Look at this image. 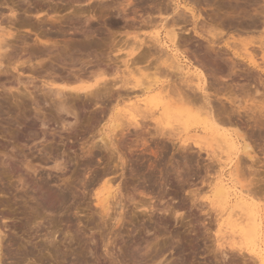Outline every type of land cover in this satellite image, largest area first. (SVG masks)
Instances as JSON below:
<instances>
[{
	"label": "rangeland",
	"instance_id": "obj_1",
	"mask_svg": "<svg viewBox=\"0 0 264 264\" xmlns=\"http://www.w3.org/2000/svg\"><path fill=\"white\" fill-rule=\"evenodd\" d=\"M0 29V264H264V0H0Z\"/></svg>",
	"mask_w": 264,
	"mask_h": 264
},
{
	"label": "bare ground",
	"instance_id": "obj_2",
	"mask_svg": "<svg viewBox=\"0 0 264 264\" xmlns=\"http://www.w3.org/2000/svg\"><path fill=\"white\" fill-rule=\"evenodd\" d=\"M229 3H230V2H229ZM233 5H234V4H233ZM235 5H236V9L234 8V9H232V10H233V11H234V10H239V9H238V6H237V3H235ZM235 5H234V6H235ZM229 7H231V6H229ZM241 7H243V6H241ZM232 8H233V7H232ZM244 8H245V7H244ZM185 9H187V8H185ZM187 10H189V9H187ZM187 10H186V11H187ZM190 10H192V9H190ZM180 11H181V9H180L178 12L180 13ZM233 11H232V12H233ZM245 11H246V10H245ZM248 11H250V10H248ZM253 11H254V9H253ZM255 11H256V10H255ZM192 12H193V11H192ZM236 12H237V11H236ZM181 13H182V14H181ZM181 13H180L181 16L177 13V17H176L177 20H175V21H176V22L179 21L180 17L183 16L185 22L182 21V20H183L182 18H181V21H182L183 23L186 24V22L189 20V18L187 17V18H188V20H187V18H185V17H186V16H189V14H188V15L184 14L185 11H184V12L181 11ZM186 13H187V12H186ZM188 13H189V11H188ZM247 13H248V12H246V14H247ZM257 13H258V12H257ZM257 13H256V14H257ZM175 14H176V13H175ZM238 14H239V13H238ZM253 14H254V12H253ZM147 15H148V14H147ZM178 15H179L180 17H179ZM184 15H185V16H184ZM257 15H258V14H257ZM172 16H173V15H172ZM173 17H174V16H173ZM173 17H171V18H172L171 21H172L173 19H176L175 17H174V18H173ZM190 17H191V16H190ZM193 17H194V16H193ZM224 17H225V16H224ZM232 17H233V16H232ZM258 17H259V16H258ZM237 18H238V17H237ZM242 18H243V17H242ZM185 19H186V20H185ZM195 19H196V18H195ZM229 19H230V18H229ZM231 19H232V18H231ZM231 19H230V20H231ZM238 19H239V18H238ZM240 19H241V17H240ZM192 20H193V19H192ZM249 20H250V19H249ZM151 21H152V20H151ZM151 21H150V22H151ZM171 21H170V22H171ZM173 21H174V20H173ZM175 21H174V23H175ZM150 22H149V23H150ZM165 22H166V21H165ZM192 22H193V21H192ZM231 22H232V20H231ZM239 22H240V20H239ZM166 23H167V22H166ZM194 23H195V22H194ZM245 23H246V22H245ZM250 23H252V22H250ZM14 24H15V23H13V25H14ZM17 24H18V23H17ZM24 24H25V23H24ZM169 24H170V23H169ZM191 24H192V23H191ZM18 25H19V24H18ZM175 25H176V24H174V26H175ZM171 26H172V25H171ZM180 26H181V25H180ZM193 26H194V25H193ZM201 26H202V25H201ZM163 27H164V26H163ZM176 27H177V25H176ZM181 27H182V26H181ZM198 27H199V26H198ZM252 27H253V26H252ZM168 28H169V29L166 28V29H167V32H168V30H170V28L172 29L173 27H168ZM201 28H202V27H201ZM201 28H200V29H201ZM10 29H11V27H10ZM174 29H176V28H174ZM181 29H182V28H181ZM194 29H195V28H194ZM1 30H2V29H0V31H1ZM2 31L4 32L5 30H2ZM179 31H180V30H179ZM202 31H206V30H202ZM250 31H251V30H250ZM5 32H6V31H5ZM167 32H166V34H167ZM206 32H207V31H206ZM206 32H205V33H206ZM10 33H11V32L8 31L7 33H1L0 35H3V36L6 35V36H7V35H9ZM179 33H180V32H179ZM178 35H180V34H178ZM168 36L170 37L169 40H172V41H174V39L177 40L178 38H181L182 40L184 39V38H183L184 36H183V37H180V36L178 37V36H177V32H175L174 30H171L170 32H168ZM176 36H177L178 38H177ZM185 37H186V36H185ZM203 37H204V36H203ZM5 38H6V37H5ZM5 38H2V40L5 39ZM159 38H160V37H159ZM204 39H205V38H204ZM2 40H1L0 42H2ZM167 40H168V38H167ZM176 40H175V41H176ZM179 40H180V39H179ZM164 41H165V40H164ZM175 41H174V42H175ZM187 41H188V40H187ZM4 42H5V41H3V43H4ZM82 42H83V40H82ZM86 42H87V41H86ZM90 42H91V41H90ZM176 42H177V41H176ZM176 42H175V44L178 45V43H176ZM178 42H179V41H178ZM83 43H84V42H83ZM93 43H94V41H93ZM161 43H162V42H161ZM5 44L7 45L8 42H6ZM140 44H141V43H140ZM152 44L154 45L153 42H152ZM152 44H150L149 46H152V48L154 49V47H153ZM157 44H158V43H157ZM0 45L2 46L3 44L0 43ZM78 45H79V43H78ZM90 45H91V44H90ZM155 45H156V44H155ZM167 45H168V44H167ZM170 45H171V44H170ZM208 45H209V44H208ZM1 46H0V49H1ZM165 46H166V44H165ZM181 46H182V44H181ZM3 47H5V46L3 45ZM55 47H56V46H55ZM82 47H83V46H82ZM167 47H168V46H167ZM174 47H175V46H174ZM214 47H215V46H214ZM221 47H222V46H221ZM159 48H160V47H159ZM163 48H164V47H163ZM181 48H182V47H181ZM185 48H186V47H185ZM208 48H209V47H208ZM210 48H211V47H210ZM210 48H209V49H210ZM142 49H143V48H142ZM216 49H218V48H215V50H216ZM1 50H2V49H1ZM148 50H149V48H147V51H148ZM158 50H159V49H158ZM158 50L156 51V50L154 49V51H156V52H158ZM210 50H211V49H210ZM215 50H214V51H215ZM2 51H3V50H2ZM149 51H151V48H150ZM149 51H148V52H149ZM154 51H153V52H154ZM160 51H161V50H160ZM167 51H168V50H167ZM207 51H208V50H207ZM220 51H221V50H220ZM138 52H139V51H138ZM162 52L165 53L164 55L168 54V53H166V52L163 51V50H162ZM162 52H161V54H162ZM211 52H212V51H211ZM0 53H1V52H0ZM145 53H146V52H145ZM213 53H214V52H213ZM223 53H224V52H223ZM138 54H139V53H138ZM138 54H136L137 56L135 55V57H138V56L140 57V56H141V55H138ZM140 54H142V53H140ZM146 54H150V53H146ZM155 54H156V53H155ZM211 54H212V53H211ZM211 54H210V55H211ZM224 55H225V54H224ZM161 56H162V55H161ZM167 56H168V55H167ZM193 56H194V55H193ZM2 57H3V56H2ZM168 57H169V56H168ZM158 58H159V57H158ZM165 58H166V57H165ZM155 59H156V61L158 60L157 58H155ZM155 59H154V60H155ZM166 59H167V58H166ZM194 59H196V58H194ZM216 59H217V58H216ZM225 59H226V58H225ZM138 60H139V59H138ZM171 60H172V59H171ZM171 60H170V62H171ZM226 60H227V59H226ZM229 60H230V59H229ZM112 61H113V60H112ZM142 61H143V60H142ZM232 61H233V60H232ZM150 62H151V61H150ZM174 62H175V61H174ZM196 62H197V61H196ZM212 62H213V61H212ZM233 62H234V61H233ZM253 62H254V61H253ZM159 63H160V62H159ZM226 63H227V62H226ZM148 64H149V63H148ZM153 64H154V63H153ZM166 64H167V63H166ZM169 64H170V63H169ZM169 64H167V65H169ZM173 64H176V63H173ZM179 64H180V63H179ZM200 64L202 65V61L200 62ZM220 64H221V63H220ZM235 64H236V62H235ZM235 64H234V65H235ZM107 65H109V64H107ZM110 65H111V64H110ZM114 65H115V64H114ZM126 65H127V63H126ZM167 65H164V66L167 67ZM180 65H181V64H180ZM185 65H186V64H185ZM203 65H204V63H203ZM203 65H202V66H203ZM151 66H152V65H151ZM172 66H173V65H172ZM174 66H175V65H174ZM182 66H183V64H182ZM214 66H215V65H214ZM218 66H219V65H218ZM230 66H231V64H230ZM168 67H169V66H168ZM179 67H181V66H179ZM209 67H210V66H209ZM215 67H216V66H215ZM232 67H233V65H232ZM127 68H128V67H127ZM158 68H159V66L155 67V69H157V70H158ZM173 68H174V67H173ZM177 68H178V67H177ZM160 70H165V69H160ZM167 70H168V69H166L165 71L167 72ZM184 70H185V69H184ZM197 70H198V69H197ZM199 70H200V73H199L200 75L198 76V77H199L198 79L200 80V81H199V82H200V85H203V86H204V87H203V86H202V87L200 86L201 90H202V88H206L205 86H208V85H209V87H210V83H211V82L209 83V81H208L209 79H207L208 77L206 76V73H205L206 71L203 72V70H201V69H199ZM225 70H226V69H225ZM227 70H228V69H227ZM158 71H159V70H158ZM177 71H178V69H177ZM239 71H240V70H239ZM162 72H164V71H162ZM162 72H161V73H162ZM166 72H164V73H166ZM170 72H171V74H172V70H170L169 73H170ZM221 72H222V71H221ZM237 72H238V71H237ZM173 73H174V71H173ZM175 73H176V72H175ZM175 73H174V74H175ZM209 73H210V72H209ZM227 73H228V72H227ZM166 74H168V73H166ZM171 74H170V75H171ZM228 74H229V73H228ZM178 75H179V73H178ZM213 75H214V74H213ZM233 75H234V74H233ZM223 76H224V75H223ZM175 77H176V76H175ZM217 77H218V76H217ZM224 77H225V76H224ZM214 78H215V77H214ZM225 79H226V78H225ZM216 80H217V79H216ZM226 80H227V79H226ZM187 81H188V80H187ZM189 82H190V81H189ZM213 82H214V81H213ZM226 82H227V81H226ZM170 83H171V82H170ZM216 83H217V82H216ZM103 84H104V83H103ZM171 85H172V84H171ZM222 85H223V84H222ZM167 86H168V85H167ZM173 86H174V85H173ZM173 86H172V87H173ZM184 86H185V85H184ZM224 86H226V85H224ZM54 87H55V86H54ZM104 87H105V86H104ZM187 87H188V86H187ZM190 87H191V86H190ZM192 87H193V86H192ZM209 87H207L206 89H208ZM95 88H96V87H95ZM163 88H164V87H163ZM163 88H162V89H163ZM185 88H186V87H185ZM185 88H184V89H185ZM193 88H194V89H193ZM193 88H190V89H193V91H196V90H195V87H193ZM198 88H199V87H198ZM216 88H217V87H216ZM234 88H235V87H234ZM51 89H52V88H51ZM59 89L61 90V88H59ZM59 89H58V87L56 86V89H54V90H57V92H58ZM63 89H64V88H63ZM70 89H71V88H70ZM70 89H69V90H70ZM73 89H74V88H73ZM108 89H109V88H108ZM142 89H144V88H142ZM145 89H146V88H145ZM169 89H170V87H169ZM175 89H176V88H175ZM182 89H183V88H182ZM220 89H222V88H220ZM224 89H225V88H224ZM75 90H76V89H75ZM98 90H99V88H98ZM164 90H165V89H164ZM167 90H168V89H167ZM176 90H177V89H176ZM180 90H181V89H180ZM185 90H186V89H185ZM230 90H231V89H230ZM241 90H242V89H241ZM78 91H80V90H78ZM83 91H84V90H83ZM89 91H90V90H89ZM94 91H95V90H94ZM213 91H214V90H213ZM224 91H225V90H224ZM226 91H227V90H226ZM239 91H240V90H239ZM54 92H56V91H54ZM109 92H110V91H109ZM170 92H171V91H170ZM172 92H173V91H172ZM175 92H176V91H175ZM181 92H182V91H181ZM183 92H184V91H183ZM183 92H182V93H183ZM215 92H216V90H215ZM221 92H222V91H221ZM231 92H232V91H231ZM77 93H78V92H77ZM88 93H89V92H88ZM95 93H96V91H95ZM179 93H180V91H179ZM182 93H181V94H182ZM184 93H185V92H184ZM193 93H194V92H193ZM196 93H197V91H196ZM227 93H228V92H227ZM229 93H230V92H229ZM229 93H228V94H229ZM58 94H59V93H58ZM89 94H90V93H89ZM92 94H93V93H92ZM174 94H175V93H174ZM176 94H177L176 97H178V91L176 92ZM181 94H180V95H181ZM185 94H186V93H185ZM194 94H195V93H194ZM216 94H217V93H216ZM109 95H110V94H109ZM191 95H192V94H191ZM191 95H189V97H190ZM218 95H219V94H218ZM229 95H230V94H229ZM100 96H101V95H100ZM102 96H103V95H102ZM120 96H121V95H120ZM165 96H166V95H165ZM172 96H175V95H172ZM182 96H183V94H182L180 97H182ZM184 96H185V95H184ZM195 96H196V95H195ZM210 96H211V95H210ZM227 96H228V95H227ZM231 96H233V95H231ZM231 96H230V97H231ZM103 97H104V96H103ZM186 97L188 98V92H187ZM192 97H194V96H192ZM204 97H205V96H204ZM228 97H229V96H228ZM182 98H183V97H182ZM194 98L196 99V97H194ZM194 98H193V100H194ZM190 99H191V98H189V100H190ZM201 99H202V98H201ZM218 99H219V98H218ZM178 100H179V98H178ZM178 100H176V102H177ZM180 100H181V99H180ZM198 100H199V99H198ZM233 100H234V99H233ZM233 100H232V101H233ZM60 101H61V100H60ZM182 101H183V100H182ZM186 101H187V100H186ZM191 101H192V100H191ZM204 101H205V99H204ZM207 101H209V100H207ZM232 101H231V102H232ZM179 102H180V101H179ZM188 102H189V101H188ZM202 102H203V101H202ZM202 102H201V103H202ZM235 102H236V101H235ZM185 103H187V102H185ZM209 103H210V101H209ZM215 103H216V102H215ZM233 103H234V102H233ZM191 104H192V103H191ZM196 104H197V103H196ZM205 104H206V103H204V104L202 103V106H203V108H205L206 110H208V109L206 108V106L204 107ZM212 104H213V103H212ZM199 105H200V103H199ZM206 105H207V104H206ZM225 105H226V104H225ZM62 106H63V104H62ZM64 106H65V105H64ZM207 106H209V105H207ZM220 106H222V105L220 104ZM209 107H211V104H210ZM240 107H241V106H240ZM198 108H199V107H198ZM213 108H216V107H213ZM219 108H220V107H219ZM210 109H211V108H210ZM223 109H226V108H223ZM232 109H233V108H232ZM212 110H214V109H211V111H212ZM215 110H217V108H216ZM228 110H229V109H228ZM218 111H219V109L217 110V113H218ZM220 111H221V110H220ZM220 111H219V112H220ZM229 111H230V110H229ZM229 111H228V112H229ZM239 111H240V110H239ZM249 111H250V110H249ZM252 111H253V110H252ZM207 112H208V111H207ZM225 112H226V111H225ZM210 113H213V114H214L215 112H210V111H209L208 114L210 115ZM230 114H231V113H230ZM211 115H212V114H211ZM211 115H210V116H211ZM214 115H216V114H214ZM207 116H208V115H207ZM216 116H217V115H216ZM216 116H215V118L217 119L219 116H217V117H216ZM223 116H224V115H223ZM223 116H222V117H223ZM259 116H260V115H258L257 117H258V119L260 120V117H262V116H260V117H259ZM203 117H204V116H203ZM253 117H254V116H253ZM211 118H213V117L211 116ZM209 119H210V117H209ZM255 119H256V118H255ZM258 119H257V120H258ZM261 119H262V118H261ZM213 120H214V119H213ZM218 120H219V119H218ZM207 121H208V120H207ZM215 121H216V120H215ZM255 121H256V120H255ZM260 121H261V120H260ZM258 122H259V121H258ZM261 122H262V121H261ZM263 122H264V121H263ZM228 124H229V123H228ZM252 125H253V124H252ZM255 126H256V125H255ZM261 126H262V125H261ZM257 128L260 129L259 127H257ZM251 129H252V128H251ZM250 131H252V130H250ZM254 132H255V131H254ZM257 132H258V131H257ZM257 135H258V134H257ZM263 136H264V135H263ZM251 138H252V137H251ZM220 140H221V139H220ZM228 141H229V140H228ZM222 142H224V140H222ZM247 142H248V141H247ZM250 142H251V141H250ZM225 143H226V142H225ZM233 143H234V142H233ZM248 143H249V142H248ZM248 143H247V144L245 143V145H244L245 147H244V148L252 149V148H253V147H252V144L250 145V143H249V144H248ZM237 144H238V143H237ZM181 145H182V144H181ZM223 145H224V143H223ZM223 145H222V146H223ZM229 145H230V144H229ZM258 145H259V144H258ZM263 145H264V144H263ZM259 146H260V145H259ZM225 147H226V146H225ZM184 148H185V147H184ZM233 148H235V147H233ZM255 148H256V147H255ZM261 149H262V148H261ZM214 150H215V149H214ZM248 151H249V150H248ZM251 151H253V150H251ZM216 152H217V151H216ZM262 152H263V150H262ZM246 153H247V152H246ZM253 153H254V152H253ZM215 154H216V153H215ZM246 155H247V154H246ZM248 156L250 157V156H253V155H250V154H249ZM241 158H242V157H241ZM257 159H258V158H257ZM254 160H256V159H254ZM254 160H253V161H254ZM239 161H240V160H239ZM240 165H241V164H240ZM149 166H150V165H149ZM150 167H151V166H150ZM254 171H255V169H254ZM148 172H149V171H148ZM105 180H106V179H105ZM104 182H105V181H104ZM106 182H107V181H106ZM259 184H261V183H259ZM253 185H254V182H253V184L250 185V186H253ZM225 188H226V187H225V183H223V180H222V179H219V181H218V185H217V190H218V192H219V193H223V192H225ZM251 189H252V188H251ZM252 192H253V191H252ZM100 193H101V190H100ZM107 193H108V192H107ZM108 194H109V193H108ZM108 194H107V195H108ZM41 197H42V196H41ZM99 197H100V196H99ZM43 198H44V197H43ZM103 198H104V197H103ZM103 198H101V199H103ZM105 198H106V195H105ZM105 198H104V199H105ZM107 199H108V198H107ZM241 199H242V197L239 196V202L237 201V203H238V208H240L239 210H241V209H242V210H245V209H246V205H245V203H244ZM49 200H50V199H49ZM49 200H48V201H49ZM63 200H64V199H63ZM43 201H44V199H43ZM64 201H65V200H64ZM101 201H102V200H100V202H101ZM50 202H51V201H50ZM44 203H45V201H44ZM47 203H48V202L46 201V205H48ZM53 205H54V203H53ZM105 207H106V206H105ZM105 207L103 206V207H101V209H103V208H105ZM167 207H168V205H167ZM244 207H245V209H243ZM47 208H48V207H47ZM49 208H50V206H49ZM52 208H53V207L51 206L50 209H52ZM232 210H233V209H232ZM242 210H241V211H242ZM164 211H165V210H164ZM166 212H167V211H166ZM249 213H250V210H249ZM231 215H234V211H233V213H231ZM102 216H103V215H102ZM245 216H247V217H251L252 215H250V214H248V213H245V214L240 213V217H241L242 219H243ZM240 217H239V218H240ZM249 219H250V218H249ZM243 220H244V219H243ZM238 222H239V221H238ZM250 234H251V233H250ZM0 238H2L1 235H0ZM0 241H1V240H0ZM170 246H171V245H170ZM221 252H222V251H221ZM7 253H8V252H7ZM222 256H224V255H222ZM152 259H153V258H152ZM169 261H170V260H169ZM169 261H168V263H170ZM76 263H77V262H76Z\"/></svg>",
	"mask_w": 264,
	"mask_h": 264
}]
</instances>
